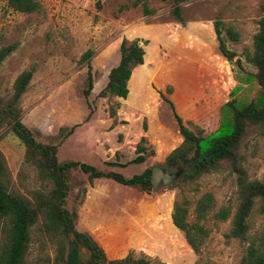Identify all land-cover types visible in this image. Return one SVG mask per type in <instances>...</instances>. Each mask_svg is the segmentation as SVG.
Segmentation results:
<instances>
[{
	"label": "rangeland",
	"instance_id": "374dc122",
	"mask_svg": "<svg viewBox=\"0 0 264 264\" xmlns=\"http://www.w3.org/2000/svg\"><path fill=\"white\" fill-rule=\"evenodd\" d=\"M36 1L41 4L39 12L23 13L0 0V48L14 47L0 64V97L9 99L16 77L32 70L17 104L20 118L36 141L58 146L59 161L86 162L127 177L154 165L166 167L165 156L181 143L182 136L161 93L190 128L198 126L204 134L219 126L220 107L235 86L240 85L242 97L248 94L247 75L255 68L244 53L253 50L264 0H145L153 10L149 14H144L142 3L134 5L132 0ZM176 3L182 9L183 25L170 13ZM216 19L222 21V35L236 52L234 59H241V68L220 53L213 26ZM228 26L239 33L237 41L228 38ZM136 37L147 42L144 62L131 74L127 97H99L109 70L118 63L122 39ZM88 50L94 82L86 99L87 66L81 57ZM111 104L118 106L115 118L109 114ZM141 137L153 154L142 163L129 164ZM0 151L11 191L33 199L48 185L26 159L25 147L9 124L0 126ZM240 153L248 177L264 182V135L249 129ZM67 181L64 206L79 213L76 227L90 230L109 259L131 254L149 264H195L197 255L171 219L173 202L181 195L190 201L191 211L205 193L213 196V211L221 206L231 209L225 221L212 213L204 221L209 230L206 264H238L248 244L264 243V199L260 198L247 219L246 238L226 237L239 199L236 175L225 161L193 181L180 175L149 192L107 178L90 182L78 168L70 171ZM4 227L0 219V245ZM55 253L56 244L39 220L31 230L27 264H52Z\"/></svg>",
	"mask_w": 264,
	"mask_h": 264
},
{
	"label": "trees",
	"instance_id": "16d2710c",
	"mask_svg": "<svg viewBox=\"0 0 264 264\" xmlns=\"http://www.w3.org/2000/svg\"><path fill=\"white\" fill-rule=\"evenodd\" d=\"M179 1V0H175ZM15 11L23 13L39 12L41 4L36 0H7ZM134 5L143 4L144 14L152 13L145 0H132ZM264 11V4L262 5ZM171 15L180 24L185 20L178 3L172 6ZM218 49L229 61H234L241 68V59L236 58V52L230 49L222 35L223 23L216 19L213 23ZM227 36L237 41L239 33L231 26L226 28ZM146 40L138 37L123 38L119 45V60L107 75V81L99 91L101 98H126L129 92L128 81L132 71L144 62ZM253 50L245 49V59L255 71L247 75L248 94L241 96L240 85L231 91V98L220 107L219 126L211 133L204 134L198 126L190 128L175 109L174 103L161 93L176 120L178 131L182 136L181 143L172 149L164 160V165L184 163L178 176L187 181H193L202 174L212 172L221 162H228L230 171L236 175L238 206L231 218V227L226 237L245 239L248 231L247 219L256 199H264V182L250 179L243 165L244 157L240 153L243 137L249 129H255L264 135V14L258 20V29L253 35ZM13 45L0 48V64L13 51ZM92 52L86 51L81 61H86V87L83 95L87 99L94 82L90 57ZM32 70L21 72L13 83V93L7 100L0 97V126L9 124L14 135L25 147L26 159L37 168L43 190L37 191L33 199H29L9 189L8 171L2 152L0 151V219L4 221V239L0 245V264H27V254L31 241L32 227L42 222V229L56 244V253L52 264H149L143 257L134 258L128 254L124 258L109 259L98 241L86 229L80 230L75 225L77 212H70L65 206L68 194V175L72 169H80L87 174L88 180L107 178L128 187H139L149 192L152 188L151 168L133 174L130 177L117 171H104L92 164L75 160L59 161L56 144H44L35 140L29 129L20 118L18 102L26 91L32 77ZM171 89L168 88V91ZM89 114L92 112L90 103ZM117 105H109V114L115 118ZM74 125L73 127H75ZM141 137L137 145L136 156L129 164L144 162L153 154L144 144ZM125 163L123 166H126ZM117 164V163H113ZM190 201L181 195L173 202L171 219L197 255L195 264L204 262V251L209 230L204 221L212 213L213 217L225 221L231 214L229 206H221L216 211L211 193H205L195 202L193 210ZM264 205V204H263ZM238 264H264V243H250Z\"/></svg>",
	"mask_w": 264,
	"mask_h": 264
},
{
	"label": "water",
	"instance_id": "95a60500",
	"mask_svg": "<svg viewBox=\"0 0 264 264\" xmlns=\"http://www.w3.org/2000/svg\"><path fill=\"white\" fill-rule=\"evenodd\" d=\"M183 166L186 165H184V163H176L166 167L154 165L151 168L152 188L156 189L160 184H171L178 177L181 172V167Z\"/></svg>",
	"mask_w": 264,
	"mask_h": 264
},
{
	"label": "crops",
	"instance_id": "0c3cea01",
	"mask_svg": "<svg viewBox=\"0 0 264 264\" xmlns=\"http://www.w3.org/2000/svg\"><path fill=\"white\" fill-rule=\"evenodd\" d=\"M140 66V65H139ZM133 72V71H132ZM131 77V76H130ZM130 80V79H129ZM128 83H129V81H128ZM128 88H129V86H128ZM129 93V92H128ZM78 215H79V213H78ZM87 231H89L90 233H92L90 230H88V229H86Z\"/></svg>",
	"mask_w": 264,
	"mask_h": 264
}]
</instances>
